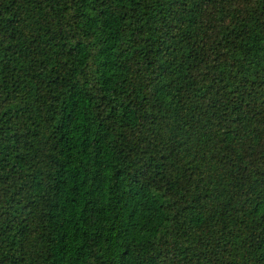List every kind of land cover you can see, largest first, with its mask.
I'll return each instance as SVG.
<instances>
[{
  "label": "trees",
  "instance_id": "16d2710c",
  "mask_svg": "<svg viewBox=\"0 0 264 264\" xmlns=\"http://www.w3.org/2000/svg\"><path fill=\"white\" fill-rule=\"evenodd\" d=\"M0 264H264V0H0Z\"/></svg>",
  "mask_w": 264,
  "mask_h": 264
}]
</instances>
